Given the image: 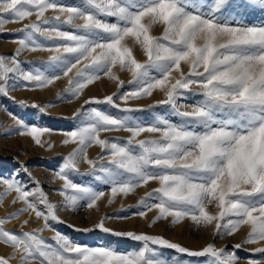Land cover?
I'll list each match as a JSON object with an SVG mask.
<instances>
[{
    "label": "snow or ice",
    "instance_id": "1",
    "mask_svg": "<svg viewBox=\"0 0 264 264\" xmlns=\"http://www.w3.org/2000/svg\"><path fill=\"white\" fill-rule=\"evenodd\" d=\"M49 11L53 15H46ZM32 16L35 21L16 30L15 52L0 55V97L46 114L49 106L16 101L10 92L17 87L45 89L67 78L64 96L79 99L103 77L123 89L118 72L131 75V91L85 99L70 118L77 126L62 132V143L75 145L55 172L63 182L59 194L65 209H98L106 196L73 177H92L110 186L109 204L155 182L158 186L140 198L141 210L135 213L145 218L155 211L150 226L169 218L173 225L190 220L212 227L217 238L234 236L244 226L250 230L231 249L208 243L192 250L162 235L115 230L104 217L90 228L74 230H98L137 247L120 251L108 244L90 246L60 231L49 243L41 234L53 230V222L64 223L57 204L42 187L29 190L15 176H0L5 186L0 204L13 192V203L24 204L0 218V244L13 250L0 255V264H12L17 257L19 264H184L185 256L204 258L203 264H264V246L245 247L264 242V0H0V31ZM157 26L160 35L153 32ZM136 49L146 59H138ZM37 51L50 53L40 66L21 61L23 53ZM24 63L32 66L25 69ZM154 92L163 99L147 108L129 104ZM189 97L200 99L181 103ZM156 107L164 108L165 115L153 113L147 122L137 115ZM9 115L20 135L45 146L42 137L51 129ZM120 131L130 134L123 142L120 137L102 138ZM93 146L101 151L90 158ZM81 164L88 165L87 171L81 172ZM21 169L31 177L26 166ZM23 213H34L43 227L19 233L4 227ZM238 251L262 258L245 259Z\"/></svg>",
    "mask_w": 264,
    "mask_h": 264
},
{
    "label": "rangeland",
    "instance_id": "2",
    "mask_svg": "<svg viewBox=\"0 0 264 264\" xmlns=\"http://www.w3.org/2000/svg\"><path fill=\"white\" fill-rule=\"evenodd\" d=\"M60 3L73 4L76 0H59ZM46 15L51 16L53 13L49 11ZM36 17L32 16L23 22L7 23L4 25L2 31H0V55L11 56L15 49L18 47L15 40L20 34L16 31L23 27L24 24L29 21H35ZM162 29L157 26L153 32L155 35H160ZM42 43L44 42L41 38ZM50 53L45 51L37 52H25L21 55L20 59L23 62H34L36 66H40L39 62L46 61ZM137 58L143 61L146 59L144 55L136 49ZM25 69H29L32 65L24 63L22 65ZM185 71H187L185 67ZM120 78L125 81V87L118 89L115 82L109 80L107 77H103L94 84L85 89L83 96L79 99H72L64 96V89L68 86L67 78L56 81L53 85L45 89L32 90L31 87H17L10 92V96L16 98V101L24 100L29 105L35 103L41 106H49L46 114H41L37 109L31 107H23L16 103L12 99L6 97H0V176L11 177L15 176L22 184L26 186V189H33L36 187H42L43 191L48 195L51 202L56 203L58 207V215L64 223L53 222V230H45L41 235L48 239L49 243H54L51 237L55 235V231H60L70 239L90 246H96L99 244H108L116 247L120 251L130 250L137 247L136 242H132L126 239H120L109 234H105L100 231H94L89 233H83L75 231L74 228H90L100 219L109 217L105 220L106 226L119 231H134L137 233H148L152 235H162L165 238L179 243L182 246L188 247L192 250H199L206 246L208 243H214L217 247H225L231 249L236 243L243 241L249 232V227L244 226L241 230L231 237L217 238L214 234L212 227H198L190 220H185L179 225L171 224L169 220L159 221L155 225L150 226L152 219L156 215L155 211L149 212L147 217L141 218L135 215L136 212L141 209L137 207L138 201L147 191L158 186L155 182H151L145 187L138 188L135 193L128 195L127 197L118 196L115 202L109 204L110 186L101 184L99 181H94L92 177H73L77 183H87L93 187H97L98 190H103L106 196L98 204V209H87L86 207H80L73 211L72 209H65L62 204L63 197L59 194L62 181L55 178V172L59 169L62 163V158L67 156L69 152L75 147V145H64L62 143L65 138L62 132L73 130L77 126V121L70 119L73 113L81 107L83 101L90 97L103 98L106 95H111L117 91H131L132 85L127 82L131 79V75L127 72H118ZM71 75V74H70ZM58 94L64 96L63 99L58 97ZM163 99L162 94L154 92L151 97L144 98L142 100L130 101L129 104L133 107L143 106L145 108L150 104H154L155 101ZM200 97H189L181 103H193ZM71 100V102H69ZM124 106L123 101H117ZM88 107H95V105H85V109ZM107 107V106H102ZM116 112L117 110L112 109ZM23 119L29 125L44 126L52 130L51 134H45L42 137V143L44 147L37 145L30 136L20 135L19 131L14 127L15 121L12 115ZM153 113H159L165 115V110L162 107H156L146 113H138L147 122ZM175 122L177 118L172 117ZM130 134L126 131L120 132H108L103 133L102 138H114L120 137L121 142L126 140ZM148 134H145L147 136ZM141 138H144L143 136ZM52 147L49 149L48 144ZM98 146H93L88 149L90 158H95L100 154ZM21 165L26 166L31 173L29 177L21 169ZM81 172H85L88 169L87 164H81ZM39 181V185L35 182ZM5 186L0 185V193L4 192ZM16 193L9 194L0 204V218L7 217L10 213L16 212L24 204L17 201L13 203ZM43 206H41L42 208ZM123 209V210H121ZM210 211H217L214 207L209 208ZM129 216V219H117V216ZM28 221L25 225L24 221ZM44 221L37 220L34 213H23L17 219H12L4 225V227L12 232L19 233L21 231H31L33 229L42 228ZM74 227H69V226ZM264 246V242L255 245H245L246 248H254ZM12 249L6 245H0V255L9 256L12 254ZM239 256L243 258L261 259V254L251 253L245 251H238ZM184 264H203L204 258H191L182 257ZM12 264H19V257L12 261ZM245 264V261H242Z\"/></svg>",
    "mask_w": 264,
    "mask_h": 264
},
{
    "label": "bare ground",
    "instance_id": "3",
    "mask_svg": "<svg viewBox=\"0 0 264 264\" xmlns=\"http://www.w3.org/2000/svg\"><path fill=\"white\" fill-rule=\"evenodd\" d=\"M1 245V244H0Z\"/></svg>",
    "mask_w": 264,
    "mask_h": 264
}]
</instances>
